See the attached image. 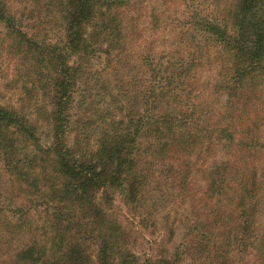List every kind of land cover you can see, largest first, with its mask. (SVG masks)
I'll return each mask as SVG.
<instances>
[{
    "label": "rangeland",
    "instance_id": "rangeland-1",
    "mask_svg": "<svg viewBox=\"0 0 264 264\" xmlns=\"http://www.w3.org/2000/svg\"><path fill=\"white\" fill-rule=\"evenodd\" d=\"M229 1L147 0L143 5L131 3L126 16V40L121 44L123 52L116 58L112 57L117 55L115 52H111L109 57L96 52L91 58L76 60L81 66L80 79L75 87L74 103L66 114L70 118L64 137L71 141L70 147L78 155L96 149L92 131L95 124L92 123L99 112H107V109L111 117L119 120L124 119L127 113L135 118L179 111L193 113L194 116L192 125L178 127L170 137L173 142L164 158L155 155L157 144L153 146L154 140L150 139L146 127L140 130L138 142L141 150L136 154L135 171L144 177L145 186L137 201L128 202L123 194L113 190L102 200L101 193H98L95 203L100 205L102 218L114 225L119 233L112 254L114 259H118L116 264H149L157 261L169 264H260L261 257L256 247L259 239H264V150L249 154L251 158L248 164L255 168L254 184L258 186L254 198L256 205L246 214L251 227L249 232L239 229L244 223L242 214L251 207L249 199L243 200L244 207L238 209L236 203L241 195L236 193L238 187L235 184H230L227 190L222 188V196L217 197L212 194L213 188L208 181L211 171L221 172V163L225 181L228 172L232 176L233 170L228 171L224 164L230 161V166L233 165L232 147L240 138L246 137L243 127H247L253 113L248 110L245 113L236 112L241 108L240 101L228 99L226 90L216 91L218 77L215 65L219 62L216 59L196 60L198 66L192 69L190 86L186 89V92L191 91L188 98L181 96L185 94L179 95L176 89L172 95L179 96V99H171L174 103L167 98L160 104L148 103L144 106L142 95L147 88L146 70L138 62L135 47L141 42V51L145 52L146 44H150L154 53H159L164 61H169L175 55L186 57L183 52L187 51L186 43L191 37L182 35L186 32L180 23L184 22L183 4L207 14L220 10ZM6 2L11 10H24V15L27 18L30 16L31 20H26L24 24L28 34L32 33L33 29L29 30L32 25L39 31L40 39H44L45 35L48 42L60 38L57 24L49 18L53 17L52 13L42 15L37 21L38 25L33 24L35 15L28 11L37 4L33 0ZM152 15L157 17V21ZM4 34V25L0 23V106L12 109L32 124L40 126V144L48 145L52 133L47 122L50 84L47 78L38 81L35 77L38 72L31 56L22 62L14 51L8 57V42L4 41ZM202 43L203 49L214 53L209 43ZM73 61L75 59L70 60V64ZM8 81L10 85L6 86ZM259 90L263 91L264 85H259ZM241 93L242 99L252 100L250 96H244V92ZM262 101L264 103V96ZM230 102H234L235 109L227 111ZM191 106L199 107L194 110ZM242 107L245 108L244 104ZM201 109H206V114ZM218 113L230 117L226 119L225 126L232 132L234 142L216 141L210 147L183 142L188 131L196 133L195 124L201 123L199 119L204 120L208 116L205 120L211 125ZM237 118L244 121L243 126L237 124ZM75 137L81 141L80 146H72ZM187 154H192L189 163L185 157ZM235 165H238L237 162ZM10 171L0 153V264H31L25 261L28 257L26 252L31 247L37 250L39 258L33 264H49L51 250L44 256L39 251L42 246L56 240L54 229L65 227L68 228L65 240L81 245L85 264H99L97 254L100 246L96 245L95 240L98 234L96 230L99 229L98 221L94 220L96 214L83 218L75 210L76 213L69 214L68 218L58 223L54 218V203L45 208L44 200L39 195L33 197L31 193H22L20 182Z\"/></svg>",
    "mask_w": 264,
    "mask_h": 264
},
{
    "label": "trees",
    "instance_id": "trees-1",
    "mask_svg": "<svg viewBox=\"0 0 264 264\" xmlns=\"http://www.w3.org/2000/svg\"><path fill=\"white\" fill-rule=\"evenodd\" d=\"M33 1L37 3L35 8L28 10L35 15L31 16L33 24L38 25L37 21H40L42 15L52 13L53 17L49 18L61 32L60 38L55 42H48L46 35L44 39H40L39 31L32 25L29 29H33L32 33L28 34L24 24L26 20H31L30 16L28 19L24 10H11L6 0H0V23L4 25V41L8 42V57L14 51V55L21 58L22 62L31 56L38 72L35 77L38 81L47 78L50 84V113L47 122L51 126V142L41 145L38 135L40 126L32 124L12 109L0 106V153L5 166L11 170L15 180L20 182L22 193H31L33 197L39 195L44 200L45 208L54 203V218L58 223L68 218L69 214L76 213L75 210L83 218L96 214L94 220L98 221L99 229L96 230L98 234L95 240L96 245L100 246L97 261L99 264H116L118 259H114L112 254L119 233L114 225L102 218L100 205L95 203L98 193H101L102 200L113 190L123 194L128 202L137 201L145 186L144 177L137 175L135 171L136 154L141 150L138 142L140 130L146 127L150 139L154 140L153 146L157 144L155 155L164 158L173 142L170 137L177 132L178 127L192 125L194 116L193 113L179 111L152 113L147 117L138 115L139 118H135L127 113L124 119L119 120L111 117L108 109L107 112L98 111L99 114L92 123L95 124L92 131L95 134L96 149L80 155L73 152L71 141H67L64 135L70 118L66 114L74 103L75 87L80 79L81 66L76 60L91 58L96 52L107 57L115 52L117 55L112 57L119 56L123 52L121 44L126 40L129 6L131 3L143 5L147 0ZM182 18L184 22L180 23L184 32L186 31L182 35L191 37L186 43L187 51L183 52L186 57L175 55L169 61H164L159 53H154L150 44H146L145 52L140 48L143 43L135 45L138 62L146 70L147 78L142 104H160L167 98L171 102L177 101L179 96L172 95L176 89L179 95L185 94L181 96L188 98L191 91L186 92V89L190 86L192 69L198 66L196 60L219 61L215 65L218 77L216 91L226 90L228 99L240 101L241 108L236 112L245 113L248 110L253 115L248 120L247 127H243L246 137L240 138L232 147L235 159L233 165L230 166V161L224 164L228 171L233 170L232 176L228 172V179L225 181L221 163V172L211 171L213 179L208 178V181L210 180L209 186L213 188L212 194L217 197L222 196V188L235 184L238 187L236 193L241 195L236 203L238 209L244 207L243 200L249 199L251 207L242 214L244 223L239 228L242 232H249L251 227L246 214L256 205L254 198L258 190V186L254 184L255 168L248 164L251 158L249 154L264 150V90H259V85H264V0H230L220 10L207 14L184 3ZM153 19L157 21L156 16ZM202 42L209 43L211 47H208L214 53L203 49ZM72 59L75 61L70 64ZM9 85L8 81L6 86ZM241 92L252 100H243ZM191 107L197 110L199 106ZM226 109L234 110V102H230ZM201 110L206 114V109ZM205 119H199L201 123L195 124L196 133H186L184 143L210 147L216 141L234 142L232 132L225 126L226 119H230L228 115L218 113L211 125ZM238 119L237 124L243 126L244 121ZM78 144L81 141L75 137L72 146ZM190 155H185L187 163ZM196 157L199 158V155ZM236 162L238 165H235ZM66 229H54L56 240L48 246H42L39 254L44 256L51 250L49 264H85L81 245L65 240ZM256 252L261 257L260 264H264L263 238L259 239ZM26 253V262L33 264L39 260L34 247ZM149 264L169 263L157 261Z\"/></svg>",
    "mask_w": 264,
    "mask_h": 264
}]
</instances>
